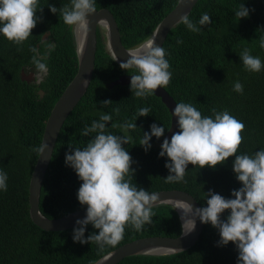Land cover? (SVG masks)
Instances as JSON below:
<instances>
[{"label": "trees", "instance_id": "trees-1", "mask_svg": "<svg viewBox=\"0 0 264 264\" xmlns=\"http://www.w3.org/2000/svg\"><path fill=\"white\" fill-rule=\"evenodd\" d=\"M179 0H97V9L108 8L114 14L125 47L133 48L148 39L157 25L177 5ZM48 3L58 8L70 6V0H40L43 21L32 30L23 45H15L0 36V169L8 174L7 191H0V264H93L111 250L135 239L148 236L177 237L182 233V221L175 206L163 203L155 206L153 221L143 231L126 227L117 246L82 244L73 240V228L45 230L30 215L29 190L33 170L39 154L33 148L42 144L46 122L51 111L78 71V54L72 27L52 13ZM244 3L250 15L239 18L235 12ZM254 9V10H253ZM207 12L213 22L201 26L200 32L190 31L179 23L168 34L163 47L167 50L172 77L164 87L177 101L192 103L211 116L212 110L227 109L245 124L239 152L252 154L264 147V71L248 72L239 55L244 49L264 61V48L259 38L264 37V0H199L189 14L198 22ZM49 33L50 42L57 47L47 60L48 73L40 84L21 78L24 68L34 71L32 46L44 51L41 41ZM104 32L98 29L96 66L91 85L67 118L42 187L40 208L50 218H57L82 209L77 191L82 183L76 172L65 164L69 143L83 147L90 137L81 135L85 125L98 120L101 112L112 114L108 130L122 134L112 123L135 122L138 109L150 107L148 116H140L135 130H129L132 142L125 145L135 163L133 183L150 192L185 190L204 206L205 192L214 189L230 197L232 189L241 187L232 170L234 156L215 168L199 169L191 163L185 181L170 184L165 177L167 157H160L159 140L153 137L150 151L139 145L144 131L152 123L171 127L170 110L156 94L145 98L132 95L130 84L111 87L113 80L130 74L120 67L106 47ZM182 40L183 43H177ZM239 80L243 94L233 90ZM41 90L44 94L41 95ZM111 99L110 105L101 101ZM116 107L119 112L113 111ZM227 214V210L225 216ZM98 231L88 226L85 236ZM219 231L210 223L204 224L199 240L187 250L169 255H134L118 264H237L238 251L233 242L218 246Z\"/></svg>", "mask_w": 264, "mask_h": 264}, {"label": "clouds", "instance_id": "clouds-1", "mask_svg": "<svg viewBox=\"0 0 264 264\" xmlns=\"http://www.w3.org/2000/svg\"><path fill=\"white\" fill-rule=\"evenodd\" d=\"M40 0H0V36L15 45H23L32 36V30L43 21V7ZM52 13L62 16L63 22L74 30L89 29V14L97 12V0H70V6L57 7L48 3ZM254 10V9H253ZM239 18L250 15V9L241 4L235 12ZM179 23L190 31L200 32L201 26L210 25L213 20L207 13H202L198 22L188 14L180 17ZM159 31L141 42L135 49H130V58L120 61V67L132 73L130 89L137 98H147L156 94L160 87H167L172 72L166 58L167 50L156 43ZM177 43H183L178 40ZM260 47L264 48V37L259 38ZM40 47L32 46V64L34 65L35 83L40 84L48 73L47 60L57 45L49 39H42ZM80 48H77L79 54ZM244 69L248 72L264 71V61L251 54L250 49L239 53ZM119 57H114L118 60ZM87 83V80L84 82ZM233 90L243 94L244 85L239 81L233 84ZM111 99L102 100L104 106L110 105ZM113 111L119 112L116 107ZM150 107L138 109L135 122L112 123L122 134L108 130L112 114L101 112L98 120L85 125L81 135L90 137L83 147L69 143L65 164L71 167L82 181L77 198L81 206H86V215L76 220L73 228V240L82 244H95L100 250L106 246L115 247L123 239L126 227L143 231L146 224L153 221V208L161 200L160 193L150 192L133 183L135 163L125 145L132 142L129 130H135L137 119L148 116ZM211 116L202 115L192 103L179 102L171 117L176 118L179 131L171 138L165 136L166 127L158 123L150 125V131L143 130L140 139L145 152L152 148V139L164 137L160 145V157H167L165 167L169 174L167 183L185 181L186 171L191 163L199 169L204 166L215 168L234 156L232 170L241 187L232 189L230 197L209 189L205 192V205L195 207L192 202L182 199L181 220L183 233L189 234L196 228L197 218L204 224H211L219 231L218 246H227L229 242L236 245L237 264H264V147L252 154L239 152L245 129L243 121L225 109L212 110ZM170 130V128H168ZM48 147L44 141L33 151L44 153ZM8 174L0 169V191H7ZM174 206V205H173ZM227 210V214L225 216ZM92 231L85 236L88 226Z\"/></svg>", "mask_w": 264, "mask_h": 264}, {"label": "water", "instance_id": "water-1", "mask_svg": "<svg viewBox=\"0 0 264 264\" xmlns=\"http://www.w3.org/2000/svg\"><path fill=\"white\" fill-rule=\"evenodd\" d=\"M198 1L199 0H179L176 7L163 18L153 31V33L157 32V30L159 31L156 40L159 46L164 45L169 32L179 24L178 21L180 17L184 14L189 15ZM97 10V12L89 14L90 24L87 31L75 30L74 36L76 46L80 48L78 54V71L55 103L46 122L42 143L45 141L48 147L41 156L39 154L30 181V215L33 221L45 230L57 231L74 228L76 226V220L86 215V207H84L61 217L50 218L41 211L40 199L46 173L51 163L61 130L67 118L87 93L91 85L96 66L99 27H101L102 31L105 33L107 50L113 58L119 57V59L116 60L119 64L121 60L126 61L130 58V49L136 48H127L123 44L117 20L111 10L108 8ZM152 35L149 38H151ZM48 37L49 33H46L43 38L47 39ZM131 76L132 73L122 74L117 79L113 80L110 86L113 88L116 85H128L131 82ZM21 78L28 82H35V72L30 71V73H27L23 68ZM85 80H87L86 84L84 83ZM40 92L41 95L44 94L43 90ZM156 95L162 98V101L166 104L171 113V110H174L177 105V101L174 97L163 87L157 89ZM177 131H179V129L176 125V118L173 117L170 130L167 132L166 137L170 139ZM154 192L160 193L161 197V200L156 206L163 203L174 205L179 213L180 219L181 212L176 206V203L182 204L184 202L182 199L192 202L195 207H201V204L195 196L185 190L166 189ZM203 229L204 223L200 222L197 218L196 228L189 234L185 235L182 230V233L177 237L148 236L135 239L111 250L93 264H118L128 256L169 255L181 252L196 244Z\"/></svg>", "mask_w": 264, "mask_h": 264}, {"label": "bare ground", "instance_id": "bare-ground-1", "mask_svg": "<svg viewBox=\"0 0 264 264\" xmlns=\"http://www.w3.org/2000/svg\"><path fill=\"white\" fill-rule=\"evenodd\" d=\"M179 205H181V204H180V203H176V206H177V207H179ZM179 210H180L181 215H182L183 210H182V209H179Z\"/></svg>", "mask_w": 264, "mask_h": 264}, {"label": "rangeland", "instance_id": "rangeland-1", "mask_svg": "<svg viewBox=\"0 0 264 264\" xmlns=\"http://www.w3.org/2000/svg\"><path fill=\"white\" fill-rule=\"evenodd\" d=\"M72 30H73V32L75 33V30L72 28ZM104 35H105V33H104ZM106 39V38H105ZM106 41V40H105ZM30 73V72H29Z\"/></svg>", "mask_w": 264, "mask_h": 264}, {"label": "flooded vegetation", "instance_id": "flooded-vegetation-1", "mask_svg": "<svg viewBox=\"0 0 264 264\" xmlns=\"http://www.w3.org/2000/svg\"><path fill=\"white\" fill-rule=\"evenodd\" d=\"M101 29V27H99Z\"/></svg>", "mask_w": 264, "mask_h": 264}]
</instances>
